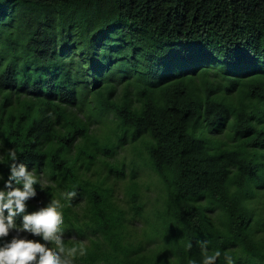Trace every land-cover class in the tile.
<instances>
[{"label":"trees","instance_id":"trees-1","mask_svg":"<svg viewBox=\"0 0 264 264\" xmlns=\"http://www.w3.org/2000/svg\"><path fill=\"white\" fill-rule=\"evenodd\" d=\"M13 147L63 206L72 264H264V0H0Z\"/></svg>","mask_w":264,"mask_h":264},{"label":"clouds","instance_id":"clouds-1","mask_svg":"<svg viewBox=\"0 0 264 264\" xmlns=\"http://www.w3.org/2000/svg\"><path fill=\"white\" fill-rule=\"evenodd\" d=\"M8 176L0 174V264H72L75 247H66L63 238L64 216L58 200H49L35 211H27L28 201L37 196V176L34 169L18 162L16 148L6 150ZM44 190V181H39ZM75 195L68 191L61 199ZM19 217V223H17ZM11 234V235H10ZM10 236V238H8ZM202 251L208 252V241H200ZM191 245H189L190 247ZM83 253V248L80 249ZM221 252L217 249L203 256V264H215ZM233 264L231 256H225ZM189 264H194L189 260Z\"/></svg>","mask_w":264,"mask_h":264},{"label":"rangeland","instance_id":"rangeland-1","mask_svg":"<svg viewBox=\"0 0 264 264\" xmlns=\"http://www.w3.org/2000/svg\"><path fill=\"white\" fill-rule=\"evenodd\" d=\"M137 148L139 150L144 151V147L142 143L137 144ZM132 156H133L132 147L131 145H127L115 157L116 160L124 161L126 163V174H127L126 180L127 181L129 180ZM137 181L141 187L142 199H143V202L146 204V210L149 211L152 209L154 203L159 197L161 184L159 183L157 176L151 170L147 168L140 170ZM116 187L119 191H122L124 187V183L119 182L117 183ZM44 201H45L44 197L41 194L37 193L36 198L30 200L29 202L33 205H36L37 207H42L44 205Z\"/></svg>","mask_w":264,"mask_h":264}]
</instances>
